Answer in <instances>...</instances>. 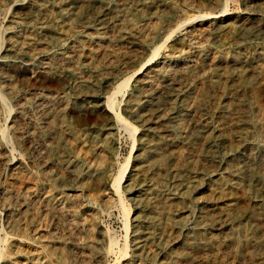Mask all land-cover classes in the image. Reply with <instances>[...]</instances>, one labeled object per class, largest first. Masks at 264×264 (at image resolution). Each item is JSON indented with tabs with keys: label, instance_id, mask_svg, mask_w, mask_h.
<instances>
[{
	"label": "rangeland",
	"instance_id": "rangeland-1",
	"mask_svg": "<svg viewBox=\"0 0 264 264\" xmlns=\"http://www.w3.org/2000/svg\"><path fill=\"white\" fill-rule=\"evenodd\" d=\"M0 95V264H264V0H0Z\"/></svg>",
	"mask_w": 264,
	"mask_h": 264
},
{
	"label": "bare ground",
	"instance_id": "bare-ground-1",
	"mask_svg": "<svg viewBox=\"0 0 264 264\" xmlns=\"http://www.w3.org/2000/svg\"><path fill=\"white\" fill-rule=\"evenodd\" d=\"M168 38V37H167ZM166 38V39H167ZM166 39L163 41V43H165ZM162 45V44H161ZM241 59V58H239ZM247 62V61H246ZM129 79L130 78H127L125 80H122L120 81L119 83H117V86L115 87V89L111 92V94H109L106 98V108L108 109V111H110L114 116H115V119L117 121V123H121L122 126L127 129L128 131H130L132 133V135L134 134L133 131L135 130V128L131 125V123H129L127 120H125L120 112L117 110V106L118 104L116 103V100H115V95L119 94L122 92V90L124 88L127 87L128 83H129ZM150 85V84H149ZM153 85V84H152ZM145 87V86H144ZM143 87V88H144ZM151 87V86H150ZM155 87V86H154ZM148 90V89H147ZM124 91V90H123ZM1 98L3 99V102L2 105H4L6 108H8L7 104L5 103V99L4 97H2V95H0ZM149 97V96H148ZM141 98V97H140ZM142 99V98H141ZM150 99V98H149ZM141 101V100H140ZM105 104V103H104ZM188 110V109H187ZM253 117V116H252ZM251 119V118H250ZM173 120V119H171ZM114 124V123H113ZM115 126V125H114ZM116 128V127H115ZM252 129V128H250ZM131 135V136H132ZM135 137V135H133ZM257 139V138H256ZM108 140V139H107ZM214 142V141H213ZM244 144V143H243ZM249 144V143H248ZM261 144V143H260ZM245 147V146H244ZM156 149V148H155ZM252 152V151H251ZM259 152V151H257ZM243 155V154H242ZM249 155V154H248ZM253 155V154H252ZM255 156V155H254ZM251 159V158H249ZM246 160V159H245ZM128 161H129V158L126 160V163L123 164L122 168L119 170V173L118 175L115 177L112 185H111V189L116 193V195H118V198L120 200L121 203L122 202V198H121V181H122V178L124 176V172L127 168V165H128ZM88 165V163H86ZM91 164V163H90ZM86 165V166H87ZM133 169V168H132ZM209 173V172H208ZM209 175V174H208ZM87 176V175H86ZM147 180V179H146ZM132 181V180H131ZM136 181V180H135ZM161 181V180H160ZM223 181V180H222ZM133 182V181H132ZM165 182V181H164ZM209 183V182H208ZM136 184V183H134ZM223 184V183H222ZM133 186V185H132ZM132 188V187H131ZM199 189V188H197ZM129 190V188H128ZM134 190V189H133ZM169 195V194H168ZM175 196V195H174ZM177 196V195H176ZM182 197V196H181ZM209 199V197H208ZM227 199V198H226ZM224 205V204H223ZM124 206V205H123ZM228 206V205H227ZM153 208V207H152ZM126 212H127V209L124 207V216H126ZM159 214V213H158ZM156 215V214H155ZM147 216V215H146ZM126 218V217H125ZM128 218V217H127ZM161 219V218H160ZM128 220V219H127ZM127 220H125V227H126V230L128 229V224H127ZM226 222V221H225ZM159 224V223H158ZM199 225V224H198ZM184 227V226H183ZM136 228V227H135ZM197 228V227H196ZM162 229V228H161ZM147 230V229H146ZM207 230V229H206ZM142 231H145V230H142L141 227H138L136 230H135V251H136V254L137 255H140V256H143L144 255V252H145V246L149 243V242H152L153 239H154V236H153V233L152 232H145V233H142ZM181 234V233H180ZM110 240V243H109V249H113L112 247L114 246L115 244V240L113 238L109 239ZM115 248V247H114ZM126 249V246L124 248V251ZM111 251V250H110ZM127 254V252H126ZM3 255V253L0 251V257ZM118 264V263H116Z\"/></svg>",
	"mask_w": 264,
	"mask_h": 264
}]
</instances>
